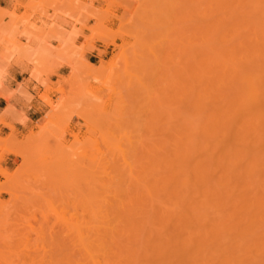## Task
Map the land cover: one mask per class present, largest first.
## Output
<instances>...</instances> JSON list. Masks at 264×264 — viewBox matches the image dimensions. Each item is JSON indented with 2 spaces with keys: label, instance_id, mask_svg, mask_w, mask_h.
<instances>
[{
  "label": "bare ground",
  "instance_id": "1",
  "mask_svg": "<svg viewBox=\"0 0 264 264\" xmlns=\"http://www.w3.org/2000/svg\"><path fill=\"white\" fill-rule=\"evenodd\" d=\"M172 4L176 59L163 47L156 59L176 99L173 120L142 142L139 158L136 149L121 156L134 162L136 200L118 169L130 189L119 184L118 195L115 179L113 199L87 204L77 264H264V0ZM35 40L28 31L6 39L18 47L0 54V82L10 52Z\"/></svg>",
  "mask_w": 264,
  "mask_h": 264
},
{
  "label": "rangeland",
  "instance_id": "2",
  "mask_svg": "<svg viewBox=\"0 0 264 264\" xmlns=\"http://www.w3.org/2000/svg\"><path fill=\"white\" fill-rule=\"evenodd\" d=\"M172 3L9 0L0 4V35L4 32L0 54L5 47H18L6 39L19 31L36 36L27 51L19 52L24 49L19 47L10 52L6 63L12 58L28 62L41 86L44 76L54 81H47L39 95L47 110L33 129L19 139L11 135L0 140V162L7 155L17 159L12 171L0 168V264H77L75 235L79 221L87 217V204L97 197L113 199L116 195L107 194L116 187L121 190V179L131 188L129 199L138 191L135 184L141 187L138 179L130 180L137 175L135 169L128 174L134 162L127 168L122 157H132L136 149L139 158L142 142L156 140L161 121H172L177 108L170 78L165 72L168 80H164L156 59L163 48L173 62L176 59L177 13ZM20 38L15 43L20 45ZM103 65L107 68L100 71ZM61 66L67 67L65 76L56 74ZM112 170H122L124 176L117 172L118 180ZM118 190V195L124 191Z\"/></svg>",
  "mask_w": 264,
  "mask_h": 264
},
{
  "label": "crops",
  "instance_id": "3",
  "mask_svg": "<svg viewBox=\"0 0 264 264\" xmlns=\"http://www.w3.org/2000/svg\"><path fill=\"white\" fill-rule=\"evenodd\" d=\"M8 1L0 0V4ZM27 1L18 0L20 4ZM26 43V38H20L21 45ZM43 45L47 46L45 42ZM96 49L105 51L100 45H96ZM90 56L93 57V55ZM6 67L0 82V140H5L11 135L19 139L33 129L47 110L46 105L39 98L40 93L43 92V86H46L47 81L54 82L52 77L44 76V85H39L31 75L33 67L28 62H20L17 58L10 59ZM66 71L67 67L61 66L56 70V74L65 76ZM16 163L17 159L14 156L7 155L1 160L0 168L12 171Z\"/></svg>",
  "mask_w": 264,
  "mask_h": 264
}]
</instances>
